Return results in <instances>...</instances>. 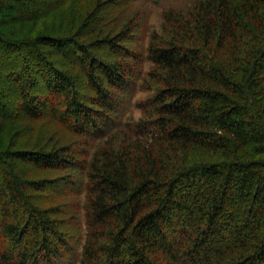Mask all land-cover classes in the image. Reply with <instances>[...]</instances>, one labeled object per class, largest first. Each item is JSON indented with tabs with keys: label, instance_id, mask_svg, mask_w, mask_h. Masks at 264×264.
Wrapping results in <instances>:
<instances>
[{
	"label": "trees",
	"instance_id": "obj_1",
	"mask_svg": "<svg viewBox=\"0 0 264 264\" xmlns=\"http://www.w3.org/2000/svg\"><path fill=\"white\" fill-rule=\"evenodd\" d=\"M116 3L0 0V264H264V0Z\"/></svg>",
	"mask_w": 264,
	"mask_h": 264
},
{
	"label": "rangeland",
	"instance_id": "obj_2",
	"mask_svg": "<svg viewBox=\"0 0 264 264\" xmlns=\"http://www.w3.org/2000/svg\"><path fill=\"white\" fill-rule=\"evenodd\" d=\"M192 1L193 0H117L116 5H113V7H111L110 10L114 12V14L115 13L123 14L124 18H130V17L134 18L135 21L132 22V24H134L136 28H135V32L130 37V41L128 42V47L134 48L135 51L139 52V50H141L146 44L148 32L150 30L158 31L160 29L161 19H162L161 14L164 10L172 6L183 7L190 4ZM149 67L150 64L144 60H140L139 62L136 63L133 69V74L131 77L132 81L129 89L126 91V93H122L121 96L117 97V100L118 98L119 99L123 98L124 103L122 105V108L119 110V113H117L118 117H115L116 120L124 119L128 117L130 114L135 119L138 118L139 113L137 110H135L134 104L152 95V91L145 90V86H144L145 83L141 81L145 77L144 76L145 72ZM85 94L93 95V93H91L87 89H85ZM70 138L73 137L70 136ZM47 188H49V190L53 188L54 191L60 192L69 189V186L66 185L65 183L57 182L54 183L52 187H47ZM61 200H67L68 201L67 203H71L70 202L71 198L68 199V195L67 197H62ZM68 217L69 214L65 216V221L69 219ZM78 218H77L78 219L77 222L79 221V225H81V227H79L80 231H78L77 235H80L82 238L83 225H82V217L80 214ZM74 220L75 218L71 219V221ZM75 228L76 227L73 226L72 229ZM74 246L76 248V253L79 254L80 251L79 246L76 243H74ZM67 259H68L67 264H71L70 262H75L77 257L70 256L65 260Z\"/></svg>",
	"mask_w": 264,
	"mask_h": 264
}]
</instances>
